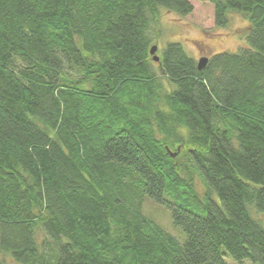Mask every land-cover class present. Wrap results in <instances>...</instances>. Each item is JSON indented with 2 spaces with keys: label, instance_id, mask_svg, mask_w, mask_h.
Here are the masks:
<instances>
[{
  "label": "trees",
  "instance_id": "trees-1",
  "mask_svg": "<svg viewBox=\"0 0 264 264\" xmlns=\"http://www.w3.org/2000/svg\"><path fill=\"white\" fill-rule=\"evenodd\" d=\"M198 1L217 27L245 14L249 48L199 70L169 43L154 62L161 9L185 17L190 0H0V252L264 264V0ZM143 196L183 244L144 216Z\"/></svg>",
  "mask_w": 264,
  "mask_h": 264
},
{
  "label": "rangeland",
  "instance_id": "rangeland-1",
  "mask_svg": "<svg viewBox=\"0 0 264 264\" xmlns=\"http://www.w3.org/2000/svg\"><path fill=\"white\" fill-rule=\"evenodd\" d=\"M190 1L194 5V11L185 17L161 9L160 25L156 29L159 34H157L156 40L152 44V46H158L157 55L160 56L163 48L169 43H180L185 52L196 59L197 62L202 57L209 58L222 52L234 53L241 48H249L245 37L246 29L249 27V20L245 14L230 13L229 25L221 28L215 25L214 6L211 3L198 0ZM184 134L185 136L188 135L187 129H184ZM193 175L196 189L203 194L207 186L202 176L196 171H194ZM215 197L216 199L218 198L216 194ZM137 202L138 200H136ZM136 203L132 202V205L137 207ZM141 207L142 213L148 220L160 225L166 232L176 237L180 243L183 244L185 242L186 235L183 229L174 225L172 213L166 206L155 202L148 196H143ZM253 216L257 220L264 222L263 215H258L261 218L254 214ZM42 236L39 234L38 239L41 240ZM0 259L5 264H20L11 255L3 254L2 252H0ZM226 262L227 264H255L250 260L240 263L231 257H226Z\"/></svg>",
  "mask_w": 264,
  "mask_h": 264
},
{
  "label": "water",
  "instance_id": "water-1",
  "mask_svg": "<svg viewBox=\"0 0 264 264\" xmlns=\"http://www.w3.org/2000/svg\"><path fill=\"white\" fill-rule=\"evenodd\" d=\"M157 50H158V46L157 45H153L150 49V54L153 58V61L158 63L160 61V56L157 55ZM209 61L208 57H202L199 59L198 61V69L199 70H203L205 68V66L207 65Z\"/></svg>",
  "mask_w": 264,
  "mask_h": 264
}]
</instances>
